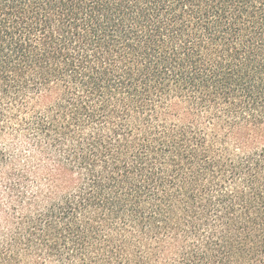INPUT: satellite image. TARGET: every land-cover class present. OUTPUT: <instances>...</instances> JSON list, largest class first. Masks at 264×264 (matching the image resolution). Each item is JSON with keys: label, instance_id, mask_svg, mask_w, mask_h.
<instances>
[{"label": "trees", "instance_id": "trees-1", "mask_svg": "<svg viewBox=\"0 0 264 264\" xmlns=\"http://www.w3.org/2000/svg\"><path fill=\"white\" fill-rule=\"evenodd\" d=\"M0 264H264V0H0Z\"/></svg>", "mask_w": 264, "mask_h": 264}]
</instances>
